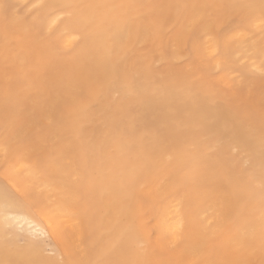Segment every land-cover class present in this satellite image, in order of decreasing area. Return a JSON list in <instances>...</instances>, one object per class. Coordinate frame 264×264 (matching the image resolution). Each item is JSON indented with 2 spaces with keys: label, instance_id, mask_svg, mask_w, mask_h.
Returning a JSON list of instances; mask_svg holds the SVG:
<instances>
[{
  "label": "bare ground",
  "instance_id": "6f19581e",
  "mask_svg": "<svg viewBox=\"0 0 264 264\" xmlns=\"http://www.w3.org/2000/svg\"><path fill=\"white\" fill-rule=\"evenodd\" d=\"M6 0H0V65L5 66L3 48ZM250 0H15L8 16L13 20L28 21V17L43 20L44 29L56 32V40L65 51H71L80 43L79 31L61 26L65 13L49 16L50 9L42 11L47 4L91 3L101 5H147V4H204L247 3ZM259 2V0H252ZM101 22L96 29L93 55L103 63L113 51H118L122 64L133 69L147 87L159 90L160 82L167 80L179 84L184 91V104H176L168 111L170 120L188 123L198 116L200 106L215 108L211 95L238 98L249 111L259 112L261 105V77L264 76V38L258 30H247L248 25L239 21L227 37V49L214 33L203 36L193 45L185 24L176 26V34L169 40L170 29L176 23L175 10L129 9L111 7L103 9ZM149 48L145 50L144 48ZM188 50V52L186 51ZM186 60L183 67L174 66ZM57 62L37 63L31 76L21 79L19 89L30 88L48 92L53 99H60L74 110L82 96L87 97L94 85L80 64L72 57L63 59L60 69ZM198 66H201L203 71ZM159 67H163L161 70ZM15 75L19 69L13 70ZM211 73H214L212 76ZM6 75V74H5ZM5 75L0 78V104L4 95ZM12 76V75H9ZM228 88V91L226 90ZM245 90V95L240 91ZM17 90V91H18ZM199 94L197 97L196 94ZM206 97H208L206 99ZM195 101V102H194ZM118 121L128 119L132 110L128 103L123 107L113 92L108 101ZM139 121L138 135L163 119L158 110L136 111ZM63 143L53 150L47 171L37 173L35 159L24 153L9 156L0 138V233L6 223L24 235L47 233L49 242L40 253L46 261L60 264L120 259L132 255L136 259H150L155 264H194L195 255L204 233L215 225L213 209L193 200L190 213L186 212L181 197L162 202V193L170 190L171 175L146 164L138 171L137 196H143L147 206L137 198L121 193L120 178L127 163V155H143L139 143L120 140L110 132L106 117L96 111L85 119L69 121L61 132ZM84 145L96 149L100 155L96 171L100 178L97 210L86 213L77 202L76 178L71 173L76 168ZM210 161H220L236 151V145L227 138L202 145ZM243 164V162H241ZM7 186L16 193L21 203L8 204L4 199ZM260 210L256 212L259 221ZM135 220L145 237H153L154 255L145 257L138 242L128 241L118 248L117 240L126 235L128 225ZM41 238H45L43 235ZM180 247L174 251L170 240ZM3 258L0 252V259ZM219 260L233 259L221 251ZM259 259V255L256 257Z\"/></svg>",
  "mask_w": 264,
  "mask_h": 264
},
{
  "label": "snow or ice",
  "instance_id": "6c2138e0",
  "mask_svg": "<svg viewBox=\"0 0 264 264\" xmlns=\"http://www.w3.org/2000/svg\"><path fill=\"white\" fill-rule=\"evenodd\" d=\"M111 7L129 9L175 10L176 26L183 23L189 31V41L196 45L203 36L214 33L227 49V37L238 21L248 25L247 30H258L264 38V0L247 3L204 4H147L101 5L91 3L47 4L42 11L65 13L61 26L79 31L80 43L71 51H64L56 31L46 32L43 24L27 21L9 22L5 10L3 48L5 50V84L0 104V138L9 156L24 153L35 159L37 173L47 171L53 150L63 143V127L73 119H85L96 111L106 117L110 132L120 140L139 143L143 155H127V163L120 178L121 193L129 198L137 196L138 171L146 164L153 169L170 173V190L162 193V202L181 197L186 212L190 213L193 200L213 209L215 225L204 233L195 250L194 264H264V76L261 77V105L259 112L249 111L238 98L211 95L215 108L200 106L196 119L185 123L170 120L168 111L173 105L184 104V91L179 84L161 81L159 90L147 87L145 81L127 65L122 64L118 51H113L103 63L93 55L96 29L103 9ZM260 55H264V48ZM66 57L74 58L86 72L94 87L87 97L82 96L74 110L48 92L24 88L15 90L16 84L31 76L37 63H53ZM19 69L18 75L9 76L8 70ZM120 98L121 107L128 103L132 109L128 119L118 121L113 106L108 104L112 93ZM197 97L199 94H196ZM208 97H206L207 99ZM195 102V101H194ZM186 107V104H184ZM158 110L163 119L138 135L139 121L136 111ZM227 138L236 145V151L220 161H210L202 145ZM100 153L84 145L72 175L76 178L77 202L86 213L97 210L100 196V178L96 161ZM243 162V164L241 163ZM4 199L8 204L21 203L16 193L5 186ZM260 210L259 221L256 212ZM45 238H41V236ZM145 237L135 220L128 225L126 235L117 240V247L128 241L138 242L145 257L154 255L153 237ZM47 233L27 235L15 231L6 223L0 233V264H56L44 260L40 253L49 242ZM174 251L183 243L170 240ZM135 248L127 258L80 262V264H155L150 259H136ZM223 251L233 259L219 260ZM259 255V259H257ZM60 264H63L61 261Z\"/></svg>",
  "mask_w": 264,
  "mask_h": 264
},
{
  "label": "rangeland",
  "instance_id": "374dc122",
  "mask_svg": "<svg viewBox=\"0 0 264 264\" xmlns=\"http://www.w3.org/2000/svg\"><path fill=\"white\" fill-rule=\"evenodd\" d=\"M161 2V0H159ZM6 6H5V9H4V14H5V10H7V16L10 15L11 11H12V6L15 4V0H6ZM28 21L30 22V24H43V20H36V18H33V17H28ZM44 26V24H43ZM176 34V31L175 32H170L169 33V40H172V37ZM149 48V46L147 48H144L145 50H147ZM65 51V50H64ZM186 51L188 52V50L186 49ZM186 60H183L180 64H175L174 66H178L179 68H182L184 63H185ZM57 64H54V67L56 69H60L62 63H63V59L59 60V61H56ZM49 64H52V63H49ZM200 68V70L203 71L202 67L201 66H198ZM163 67H159V69L161 70ZM204 72V71H203ZM1 74H6V68L4 65H0V78H1ZM7 74L8 75H15L14 71L13 70H8L7 71ZM211 75L213 76L214 73H211ZM19 86H20V82H18L16 84V88L15 90H18L19 89ZM228 91V88L226 89ZM240 93L242 95H245V90L243 89V91L241 90Z\"/></svg>",
  "mask_w": 264,
  "mask_h": 264
}]
</instances>
